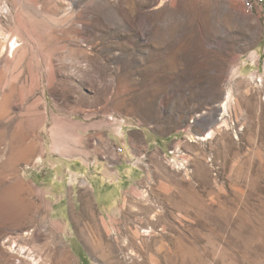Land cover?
<instances>
[{
    "label": "rangeland",
    "instance_id": "1",
    "mask_svg": "<svg viewBox=\"0 0 264 264\" xmlns=\"http://www.w3.org/2000/svg\"><path fill=\"white\" fill-rule=\"evenodd\" d=\"M257 2L0 0V264H264ZM96 114L171 144L108 216L57 156Z\"/></svg>",
    "mask_w": 264,
    "mask_h": 264
},
{
    "label": "crops",
    "instance_id": "2",
    "mask_svg": "<svg viewBox=\"0 0 264 264\" xmlns=\"http://www.w3.org/2000/svg\"><path fill=\"white\" fill-rule=\"evenodd\" d=\"M78 129L80 135H90V147L86 149L80 145L78 150H66L64 154L59 151L57 156L78 159L80 171L77 175L81 182L92 186L95 202L103 216H108L109 211L121 203L129 183L141 174L136 163L139 159L147 160L145 155L152 145L157 144L160 150L162 145H171L170 142L165 144L164 140L159 142L153 134L156 130L151 127H130L125 120L112 119L106 114H96L87 126L80 122ZM41 157L46 158V154Z\"/></svg>",
    "mask_w": 264,
    "mask_h": 264
},
{
    "label": "built area",
    "instance_id": "3",
    "mask_svg": "<svg viewBox=\"0 0 264 264\" xmlns=\"http://www.w3.org/2000/svg\"><path fill=\"white\" fill-rule=\"evenodd\" d=\"M241 1L244 5L245 10L248 13H253L256 10L257 5H258L257 0H241ZM263 5H264V2H263ZM187 161L188 160L183 159V161L181 162V167L184 171H189V173H191V169L188 168V162Z\"/></svg>",
    "mask_w": 264,
    "mask_h": 264
},
{
    "label": "bare ground",
    "instance_id": "4",
    "mask_svg": "<svg viewBox=\"0 0 264 264\" xmlns=\"http://www.w3.org/2000/svg\"><path fill=\"white\" fill-rule=\"evenodd\" d=\"M5 8V7H4ZM1 9V8H0ZM1 11V10H0ZM1 33V32H0ZM3 35V34H2ZM8 37V36H7ZM2 39V38H1ZM0 39V40H1ZM19 43V41H18ZM18 43H17V39L14 38V37H11L10 40H8V43H7V46H6V50H8L10 52V54L12 55V53L17 49V46H18ZM21 45V44H20ZM4 52V51H3ZM228 104V103H227ZM223 108H225L226 106V102H224L223 104ZM222 109V108H221ZM210 134H212V130L207 132V134H204L201 138H205L206 136H210ZM172 152V151H171Z\"/></svg>",
    "mask_w": 264,
    "mask_h": 264
}]
</instances>
